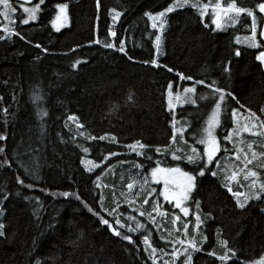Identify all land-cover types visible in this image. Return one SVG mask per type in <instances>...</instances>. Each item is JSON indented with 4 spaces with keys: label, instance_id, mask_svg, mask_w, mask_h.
<instances>
[{
    "label": "trees",
    "instance_id": "16d2710c",
    "mask_svg": "<svg viewBox=\"0 0 264 264\" xmlns=\"http://www.w3.org/2000/svg\"><path fill=\"white\" fill-rule=\"evenodd\" d=\"M173 2L45 0L34 23L23 25L18 13L5 31L0 19L5 37L0 40V264H153L158 256L153 248L172 253L168 247L175 249L180 241L200 250L183 246L176 264H184L189 254L188 264H257L264 257V195L240 208L224 186L227 180L206 172L196 179L189 206L200 223L194 219V227L190 221L184 237L173 233L160 245L157 238L168 235L170 215L154 216L153 206L124 190L129 175L147 178L157 162L196 174L200 164L171 157L192 155L191 147L202 152L194 136L218 98L213 81L225 93L220 141L227 135L223 131L233 129V109L264 118V67L256 59L264 50L257 7L264 0H219L222 7L235 3L253 11L259 48L243 38L251 37L252 18L246 13L233 12L221 32L210 24V11L201 18L199 5L209 9L217 0H190L166 13L163 29L153 28L145 13L155 15ZM57 4L68 8L69 24L59 31L52 26ZM112 12L120 13L116 22ZM238 37L242 43H236ZM109 43L113 47L105 46ZM176 73L192 79L180 80ZM170 82L173 93L184 87L197 92L195 104L174 108V119L167 101ZM207 94L213 100L200 99ZM36 96L40 100L34 102ZM180 125L181 142L176 141ZM137 141L146 145L137 146L140 156L127 147ZM226 251V262L217 259Z\"/></svg>",
    "mask_w": 264,
    "mask_h": 264
},
{
    "label": "snow or ice",
    "instance_id": "6c2138e0",
    "mask_svg": "<svg viewBox=\"0 0 264 264\" xmlns=\"http://www.w3.org/2000/svg\"><path fill=\"white\" fill-rule=\"evenodd\" d=\"M44 0H39V3H43ZM190 2V0H174L173 3L169 4L167 8H165L163 11H160L158 13H156L155 15H151L149 13H145L146 16H148V19L151 20L152 23V27L153 28H157L159 27V29H163L164 28V23L165 21L162 19L163 17H165L166 13H170L173 12L177 7H182L184 5H188ZM0 5H3L5 10H13L12 6L9 3V0H0ZM192 7H198L197 3H192L191 4ZM208 4H203V5H199V7L201 8L200 11V15L201 18H203V16L206 14V10L208 8ZM58 12L57 15L55 17V19L52 20V26L59 31L60 27L64 26V24L67 22V5L66 4H57L56 5ZM258 10L261 14H264V2L259 3L258 4ZM39 9V4L35 5L34 7L31 8H24V11L28 13V18L27 19H22V23L23 24H27L29 22V20H35L36 19V15L35 13L38 11ZM230 11H234L237 15L241 14V13H246L247 16L252 18V23H251V37L246 36L245 40L248 42V46L251 48H259L261 47V45L259 43H257V39H256V34H257V17L253 14V11L250 9H246L243 7H237L235 3H229L227 5V7H222L221 4L219 3V0H217V3L212 7V13H213V19H212V23L216 25L217 28H221L222 25L220 23V14H227ZM7 12L6 11H0V16H6ZM120 15V13H116L115 17H118ZM157 21H159V25H157ZM233 23H235V21H233ZM207 26V25H205ZM16 34V33H13ZM4 36H0V40L4 39ZM260 38L262 40H264V30H262L260 32ZM21 39H23V37H21ZM160 40V36L157 35L156 36V41L158 42ZM99 43V41H97ZM37 47H40V45H36ZM106 47H113L112 44H105ZM120 51H123V46L121 45ZM236 55L239 56L240 52L237 51ZM256 59L258 61H260L261 64H264V50L260 51L259 54L256 56ZM76 63H79V61H77ZM152 65H156L157 61L155 59H153L151 61ZM73 67H75V64L73 65ZM168 71L171 72L173 71L171 68H168ZM177 76H179L180 80H191L192 78L190 76H185L181 73H176ZM196 84H204V81H195ZM215 81H213V86H211V91L212 93H215L218 95V98L215 99L214 101V107L211 109L206 121L204 122L206 126H202L201 129L199 130V133L197 135L194 136V143L198 144V145H203V149L202 152L197 151L196 147H191V153L192 155H187L186 157H181L176 155L175 153L172 154V160L173 161H178L181 159H186L188 163L191 164H200L199 170L196 171L195 175H199V176H203L205 174V171H211V169L208 168V165L212 164L214 161V158L216 157L217 153L220 152L222 150L221 148V144L219 143L218 139H217V135H216V128L218 126H220V114H221V105L222 103L225 101V93L222 89L215 87ZM205 87H209V85H205ZM168 96L171 98L173 95L172 89H173V84L170 82L168 84ZM183 92L184 93H195V88L194 87H184L183 88ZM177 99L180 98V93L177 92ZM228 96H231L232 94L229 92L227 93ZM208 97L205 96H201L200 99H206ZM233 99H235V97H232ZM132 97L129 96V100H131ZM191 98L189 97V100ZM40 100L39 96L34 97V102H37ZM191 103L195 104L196 101L191 100ZM173 105L171 103V99L169 100V108H172ZM262 112H264V109H261ZM233 113V120L235 121L236 119V109L232 110ZM249 115L251 117H253V119H256L255 114L254 113H249ZM69 119H73V117H69ZM260 126L262 128H264V121H261ZM77 127H81V125L77 124ZM253 127H255V124H253ZM249 129L246 127L244 129V131H248ZM181 132V138L183 139V132L184 129H180ZM174 134H175V130H174ZM255 134V133H253ZM81 135H83V133H81ZM233 135V131H229L228 134L224 137L225 140L229 141L230 143L231 141V137ZM90 139H95V137H89ZM4 139L3 136H0V140ZM100 139H104V137H100ZM115 137H112L113 142H115ZM137 146H139L140 149H143L146 147V145L144 144H140L139 141H137L134 144L131 145H127V147H129L130 149H132L133 151H136ZM249 148H251V145H249ZM84 152H87L88 149L84 148L83 149ZM156 151L159 153L160 149L157 148ZM177 151H179V149H177ZM223 151L227 152L228 149L224 148ZM240 149L237 148L236 152H239ZM0 152H3V148H0ZM112 155H115V153H112ZM136 155L140 156L142 155V152L140 151H136ZM253 155L255 156V153H253ZM239 158V157H237ZM149 160L152 159V157H148ZM83 163V160L81 161ZM249 163L251 161H248ZM137 168L140 167V165H136ZM88 170V169H86ZM212 175H216V172H212ZM195 175L191 174L189 171H184L182 170L180 167H160V163L157 162L156 167L153 168L151 170V176H152V180L155 183H160L161 179H163V183H164V190L160 192V195H162L164 197V199L166 201H175V207L180 208L182 212L185 213V215H187L189 209L187 207H182V202L186 201L189 198V193L192 191L193 187H194V181H195ZM257 175L256 172L254 171H248L247 174L245 175L244 179L247 180L249 176L255 177ZM179 176L181 179L179 181H177L175 179V177ZM229 180V182L233 179H235V173L233 174L232 177H228L227 178ZM17 182L18 183H23L22 181H20L19 177H17ZM145 183H147V180H145ZM26 187H31V185H25ZM225 187L228 188V191L230 193H232V195L234 197L237 198V206L240 208H244L245 205L247 204L249 199H256L259 200L261 199L262 195H264V183H259L257 185L256 180H252L249 184L250 188L253 189H257V190H253L249 195H245L244 193H241L240 191H233L232 187L229 184L224 185ZM127 187L129 189H131L133 187L132 184H128ZM62 195H64L65 197H67L69 195V193L65 192ZM243 196L244 199L243 201L240 200V197ZM76 199H80L79 196L76 197ZM147 201H145L146 203ZM81 203H84L83 201H81ZM85 207H88L86 204L84 205ZM88 210L90 212H93V210L91 208H88ZM113 211H115V209H113ZM93 215H98V213L93 212ZM131 219V218H130ZM197 220V224L200 223V218L199 216L196 217ZM119 224V221H116ZM101 223L103 224H108L109 228H112V225L109 224L108 220L101 218ZM120 227H124V225H120ZM137 227H141V225L139 223H137ZM185 228H187V224L184 225ZM4 228V225L2 223H0V236H4V232L2 231V229ZM129 231H132L131 228L128 229ZM113 234L114 235H121L118 231L113 230ZM125 240H128L130 243L132 242L131 238L129 236H123L122 237ZM146 245H148V240L145 238L143 241ZM222 246H224L225 248L227 247L226 242L225 241H221L220 242ZM149 247H151V245H148ZM190 247H193L195 251H199L200 249L198 247L195 246L194 243H190L189 244ZM153 253L156 251L155 248L152 249ZM209 255H213V253H209ZM234 255V252H233ZM173 256H175V252L173 253ZM191 259V255L189 254L184 262V264H188V261H190ZM217 259L226 262L229 259V256L227 254V251L225 253V255L223 256H218ZM153 264H155V261H153ZM257 264H264V257H261L260 261L257 262Z\"/></svg>",
    "mask_w": 264,
    "mask_h": 264
},
{
    "label": "rangeland",
    "instance_id": "374dc122",
    "mask_svg": "<svg viewBox=\"0 0 264 264\" xmlns=\"http://www.w3.org/2000/svg\"><path fill=\"white\" fill-rule=\"evenodd\" d=\"M45 1V0H44ZM10 5L12 6L11 11L5 10L3 5H0V11H6L7 15L6 16H0V19L3 21L4 24V30L7 31L9 28L13 26V24L16 23V18L15 15L20 13L23 15L22 19H27L28 18V13L24 11V8H31L34 7L37 4H33L32 0H12V2L9 0ZM43 3L39 4V9L35 13L36 19L35 20H29L27 24H22L23 25H28L31 23H34L37 21L40 13H41V7ZM199 10V14H200ZM207 11H210L211 15L210 16V24L213 26L215 31H224L225 28H222L224 23H226L229 19L231 14L234 11L228 12L226 15L221 13L220 14V23L222 25L221 28H217L215 24L212 23L213 13H212V7L206 10V14L208 15ZM58 9L56 7V12L54 19L57 15ZM67 15H68V8L66 10ZM115 12H112L111 15H113V18L115 17ZM203 16V20H206V16ZM263 17L264 21V14H261ZM201 16V15H200ZM21 19V21H22ZM114 22H116V18L114 19ZM159 22V21H157ZM69 24L68 22V16H67V22L64 24V26L60 27L62 29L63 27H67ZM226 30V29H225ZM262 30H264V25ZM11 34H13V31H9ZM245 38V37H243ZM243 38H237L236 43L238 42H243ZM264 67V64H262ZM180 93V98L177 99L176 93ZM209 99L213 100L212 94H207ZM197 92L195 90V93H184L183 90H177L175 93H173L172 97L170 98L167 94V101L169 104V100L171 99V103L173 107L171 108V119H174V108L176 107H184L188 105H193L191 103V100L196 99ZM189 97L191 98L189 100ZM207 98V100H208ZM228 102V101H226ZM256 117V116H255ZM221 121H222V113L220 114V126H218L215 130L217 139L219 143L221 144L222 150L217 153L216 157L214 158V161L212 164L208 165V168L211 169V173L214 171L216 172V177H220L222 180L226 179L227 184H231V187L233 191H240L241 193H249L253 190H258L253 189L249 187V184L252 180H256L257 185L259 183H264V128L260 126L261 121H264V118L261 120L256 117V119H253L249 115V113H240L236 111V119L235 121L233 120V113H232V124H233V129L228 130V131H223L226 134H228L229 131H233V135L231 137V143L227 140L220 141L218 133L219 129L221 127ZM253 124H255V127H253ZM180 125L178 128L182 129ZM206 126V125H204ZM248 128V131H244L245 128ZM186 130V129H185ZM255 133V134H253ZM176 141L181 142V134H178L176 131ZM178 139V140H177ZM249 145H251V148H249ZM201 148V151L203 149V145H199ZM224 148H227L228 151L225 152L223 151ZM239 148L240 151L236 152V149ZM255 153V156L253 155ZM263 154V156H262ZM239 157V158H237ZM252 158V159H251ZM248 161H251L250 163ZM155 168V167H154ZM153 169V168H152ZM151 169V170H152ZM253 169H258L259 171L256 172L257 175L254 177L249 176L247 180L244 179L245 175L247 174L248 171H253ZM151 170L148 171L147 178L144 176H140L139 174H135L134 176L129 175L128 180L126 179V182L124 183V190L127 194H135L136 197L139 199V197H142V203L143 205H150L153 206L152 213L156 217H162V218H168V215H170V222L168 223L169 230L167 236H158L157 241L161 245V243L164 242V240H168L167 237H173V233L177 236L184 237L187 232H185V227L184 225L187 224V228H189V222L191 221L192 225H194V219H196L197 214L194 212V209L190 208L189 206H192V194L194 192L195 186H196V179L200 177L199 175L195 176V181H194V187L192 191L189 193V198L186 201L182 202V207H187L189 209L187 215H185L184 212L181 211L180 208L175 207V201L172 200L166 201L162 195H160V192L164 190V183L163 179H161L160 183H155L152 180L151 176ZM262 173H261V171ZM209 172V171H205ZM235 173V179L229 180L227 179L228 177H232L233 174ZM130 174V173H129ZM214 176V175H213ZM177 181H179L181 178L179 176L175 177ZM145 180H147V183H145ZM128 184H132L133 187L129 189L127 187ZM235 200L237 201V198L234 197ZM244 197L241 196L240 200L243 201ZM127 202H130L129 199L126 200ZM145 201H147L145 203ZM132 203V201L130 202ZM153 220V218H152ZM157 224H162L158 223L157 220L155 219ZM197 224V223H196ZM155 232L158 234L159 230L157 226H155ZM179 237V238H181ZM183 246H189L186 243H182L181 241L179 242L177 248H173L172 244L168 247V250H173L172 253H167L165 251H161L160 249H157L155 251V254H158L157 258L156 256L154 257L153 261H155V264L158 261H161L159 264H176L175 260L176 257L181 255V248ZM191 250H194L193 247H191ZM175 252V256H173V253Z\"/></svg>",
    "mask_w": 264,
    "mask_h": 264
}]
</instances>
